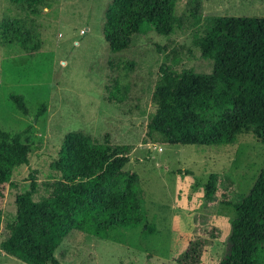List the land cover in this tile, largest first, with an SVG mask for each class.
<instances>
[{"label": "rangeland", "instance_id": "1", "mask_svg": "<svg viewBox=\"0 0 264 264\" xmlns=\"http://www.w3.org/2000/svg\"><path fill=\"white\" fill-rule=\"evenodd\" d=\"M111 0H44L35 13L0 0V22L16 19L39 35L40 47L25 53L0 47V129L21 133L28 164L0 185V234L16 212L15 200L29 190L46 195L50 164L68 135L72 142L133 146L126 173L137 175L144 192L146 224L117 229L108 239L72 231L54 258L60 264H178L190 242L203 241L199 264H219L230 250L231 221L264 167V144L243 132L233 145L143 144L161 67L181 73H209L212 63L194 43L214 16L264 18V0H201V22L184 23L172 34L135 35L130 47L110 52L102 35ZM179 0L176 15L189 14ZM25 99L27 116L9 100ZM45 109L41 114V107ZM217 179L214 201L205 203L204 187ZM0 264H26L0 250ZM51 264V263H47Z\"/></svg>", "mask_w": 264, "mask_h": 264}, {"label": "trees", "instance_id": "2", "mask_svg": "<svg viewBox=\"0 0 264 264\" xmlns=\"http://www.w3.org/2000/svg\"><path fill=\"white\" fill-rule=\"evenodd\" d=\"M35 13L44 0H10ZM179 0H111L104 14L102 35L110 52L130 47L135 35L172 34L184 23L201 22V0H189V14L176 15ZM203 35L194 43L212 63L209 73L161 67L143 144L229 146L251 131L264 144V18L214 16L206 19ZM18 46L25 53L40 47L39 35L16 19L0 22V47ZM9 100L27 116L25 99ZM45 109L41 107L39 114ZM68 135L49 166L52 177L43 184L46 195L35 199L34 177L29 190L17 196L16 212L0 234V250L26 264H60L54 253L72 231L108 239L119 228L146 224L144 192L134 173L123 167L131 145L72 141ZM28 164L21 133L0 129V185L13 171ZM217 179L210 175L204 201L215 199ZM229 254L219 264H264V167L231 221ZM203 241L189 243L178 264H199Z\"/></svg>", "mask_w": 264, "mask_h": 264}]
</instances>
